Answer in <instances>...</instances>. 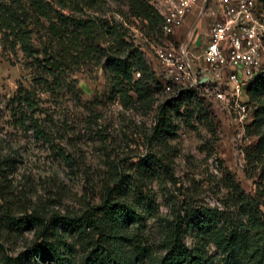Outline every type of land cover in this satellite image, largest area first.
<instances>
[{"label":"rangeland","instance_id":"rangeland-1","mask_svg":"<svg viewBox=\"0 0 264 264\" xmlns=\"http://www.w3.org/2000/svg\"><path fill=\"white\" fill-rule=\"evenodd\" d=\"M162 1L149 0L156 10ZM208 1L204 16L196 7L189 15L198 18L197 55L217 21V0ZM47 2L60 22L92 20L98 40L85 41L90 54L67 53L59 85L46 59L62 58L63 47L33 24L34 53L27 55L0 26V264H55L38 261L33 250L42 233L56 230L73 246L70 264H82L93 243L71 223L99 214L112 197L136 199L142 221L128 232L155 254L163 253L165 221L197 226L202 211L217 215L219 227L245 225L254 235L250 212L264 223V155L255 153L260 136L247 130L259 108L250 89L241 97L248 116L241 122L242 111L216 101L212 86L168 80L155 50L178 39L132 17L126 0ZM3 6L23 21L30 11L26 0ZM117 56L134 64L140 80H121L122 93L111 73ZM164 119L175 128L170 134L162 132ZM198 234L197 227L188 233L190 249ZM206 237L209 264H218L222 255Z\"/></svg>","mask_w":264,"mask_h":264},{"label":"trees","instance_id":"trees-1","mask_svg":"<svg viewBox=\"0 0 264 264\" xmlns=\"http://www.w3.org/2000/svg\"><path fill=\"white\" fill-rule=\"evenodd\" d=\"M5 1L0 0V26L10 33L8 38L15 37L16 43L21 45L25 54L32 56L34 53L33 30L30 28L33 24L42 26V29L63 47L62 58L51 56L50 59H46L47 67H49L47 69L56 83L61 85L64 77L62 59L70 52L75 53V57L90 54L91 46L86 45L85 41L96 42L98 40L97 26L92 20L83 21L71 18L70 21L60 22L61 20L56 17L58 13L55 14L51 10L47 0H26L30 11L27 12V17L23 21L18 16V12L3 6ZM60 1L62 5L66 6L69 3L79 5L98 0ZM126 1L129 4L132 17L148 22L153 28L163 25V17L149 0ZM31 11L34 13L33 15ZM35 17L36 20L33 22ZM69 23L74 26L73 30ZM110 33L113 32L110 31ZM121 43L127 45L122 39ZM110 61H112L111 73L114 76V81H118L117 84H114L117 93L123 92L120 88L121 80L128 84H140V80H134V64L118 56ZM249 93L253 101L259 102V108L256 111L255 120L247 130L250 134L254 131L260 136L255 153L257 157H262L264 155V134H260L264 129V102L261 99V96H264V75L256 79ZM174 130L172 123L164 119L162 132L170 134ZM119 190L117 189L115 193L118 194ZM111 199L116 202L106 204L99 214H86L71 223L83 242L93 243L91 250H87L82 264H140L144 260L149 261L150 264H209L206 236L222 255L218 264H264V223L252 212L249 216L254 235L245 225L228 229L219 227L217 215L210 211L201 212L205 222H200L197 226L194 223H188L186 228H183L178 220H167L162 238L163 253L155 254L140 239V236H133L128 232L129 226H140L142 221L141 213L137 211L136 199H116L114 197ZM196 227L199 230L198 245L196 248L190 249L186 238L188 233ZM94 232L99 236V239L91 241V235ZM40 239L43 240L42 244L33 250L38 261L70 264L73 246L69 243L65 233H60L58 230L50 232V236L48 233H42Z\"/></svg>","mask_w":264,"mask_h":264},{"label":"built area","instance_id":"built-area-1","mask_svg":"<svg viewBox=\"0 0 264 264\" xmlns=\"http://www.w3.org/2000/svg\"><path fill=\"white\" fill-rule=\"evenodd\" d=\"M208 3L163 0L157 11L167 36H176L194 7L199 6V17L204 16ZM217 5V21L201 55L193 48L199 35L190 31L184 41H169L167 48L156 49V56L167 67L168 80L191 88L212 86L216 101L241 110L244 122L247 106L241 97L264 75V0H217Z\"/></svg>","mask_w":264,"mask_h":264},{"label":"crops","instance_id":"crops-1","mask_svg":"<svg viewBox=\"0 0 264 264\" xmlns=\"http://www.w3.org/2000/svg\"><path fill=\"white\" fill-rule=\"evenodd\" d=\"M199 7L197 8V16H199ZM193 12V11H192ZM197 17L196 16H188L185 21L183 22V24L178 28L177 30V34L175 36L176 39H178V41H184L187 37V34L192 31L194 33L197 32ZM198 42H199V37L196 41V45L198 46ZM194 47V46H193Z\"/></svg>","mask_w":264,"mask_h":264},{"label":"bare ground","instance_id":"bare-ground-1","mask_svg":"<svg viewBox=\"0 0 264 264\" xmlns=\"http://www.w3.org/2000/svg\"><path fill=\"white\" fill-rule=\"evenodd\" d=\"M196 8H198V6H196Z\"/></svg>","mask_w":264,"mask_h":264},{"label":"water","instance_id":"water-1","mask_svg":"<svg viewBox=\"0 0 264 264\" xmlns=\"http://www.w3.org/2000/svg\"><path fill=\"white\" fill-rule=\"evenodd\" d=\"M206 80H204L203 82H205Z\"/></svg>","mask_w":264,"mask_h":264}]
</instances>
